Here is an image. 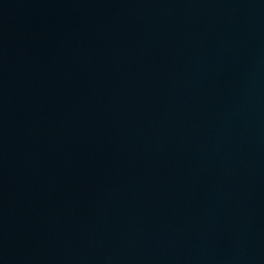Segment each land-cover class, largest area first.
Returning <instances> with one entry per match:
<instances>
[{"label":"water","instance_id":"obj_1","mask_svg":"<svg viewBox=\"0 0 264 264\" xmlns=\"http://www.w3.org/2000/svg\"><path fill=\"white\" fill-rule=\"evenodd\" d=\"M0 264H264V0H0Z\"/></svg>","mask_w":264,"mask_h":264}]
</instances>
